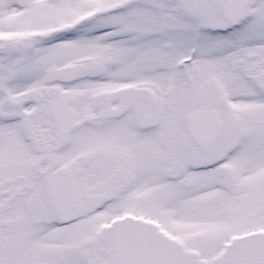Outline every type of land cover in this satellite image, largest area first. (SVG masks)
Segmentation results:
<instances>
[{
	"label": "snow or ice",
	"instance_id": "snow-or-ice-1",
	"mask_svg": "<svg viewBox=\"0 0 264 264\" xmlns=\"http://www.w3.org/2000/svg\"><path fill=\"white\" fill-rule=\"evenodd\" d=\"M0 264H264V0H0Z\"/></svg>",
	"mask_w": 264,
	"mask_h": 264
}]
</instances>
